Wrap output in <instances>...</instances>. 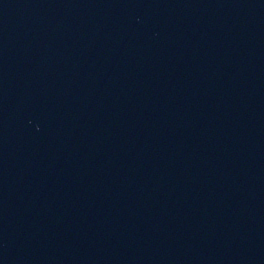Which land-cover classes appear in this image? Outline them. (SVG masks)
Segmentation results:
<instances>
[{
  "label": "water",
  "instance_id": "95a60500",
  "mask_svg": "<svg viewBox=\"0 0 264 264\" xmlns=\"http://www.w3.org/2000/svg\"><path fill=\"white\" fill-rule=\"evenodd\" d=\"M0 264H264V0H0Z\"/></svg>",
  "mask_w": 264,
  "mask_h": 264
}]
</instances>
